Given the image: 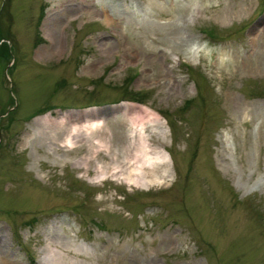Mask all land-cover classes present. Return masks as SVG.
Returning <instances> with one entry per match:
<instances>
[{"label":"rangeland","instance_id":"1","mask_svg":"<svg viewBox=\"0 0 264 264\" xmlns=\"http://www.w3.org/2000/svg\"><path fill=\"white\" fill-rule=\"evenodd\" d=\"M263 22L264 0H0V264H264ZM140 138L165 158L133 184Z\"/></svg>","mask_w":264,"mask_h":264},{"label":"bare ground","instance_id":"2","mask_svg":"<svg viewBox=\"0 0 264 264\" xmlns=\"http://www.w3.org/2000/svg\"><path fill=\"white\" fill-rule=\"evenodd\" d=\"M240 10H238L239 12ZM238 12H234L233 15H237ZM261 22V21H260ZM259 25V24H258ZM264 30V22L260 27L256 28V34L255 36H257V34H261V32ZM264 33V32H262ZM254 36V37H255ZM240 118L239 120L241 122H245V113L242 111L240 114ZM139 115H137V120L139 121ZM257 118V114L255 115ZM70 121L71 126L69 128H67V131L64 132L63 137L60 139V142L62 143V145H66V146H74L76 141L75 139L80 136V135H84L83 137L87 138V141H90L91 135H92V131H94V129L96 128V121L94 120H89L88 118L84 120V122L81 125L77 124V121H73V120H67V119H62L60 120V124L61 125H67ZM260 126L259 127H264V112L262 113V120L260 121ZM82 137V136H81ZM264 139V136H263ZM142 144L140 145V148L138 149L137 146L134 149V152H132L130 150V154L128 152H126V158H127V162L128 164L126 166L129 167V169H126L125 171V178L127 181H130V183H138V179H140L142 177V173L145 171L144 167L145 164L150 163L152 161L154 162H163V159L165 158L163 149H151L149 147V145H147V143L141 139ZM135 144V143H134ZM133 144V146H134ZM90 144H89V150H90ZM132 148V147H131ZM130 149V148H129ZM129 149L126 151H129ZM130 155V157H129ZM118 168V166H114L112 169V172H115L116 169ZM122 171V169H121ZM152 183L154 181H151ZM150 182V183H151Z\"/></svg>","mask_w":264,"mask_h":264},{"label":"trees","instance_id":"3","mask_svg":"<svg viewBox=\"0 0 264 264\" xmlns=\"http://www.w3.org/2000/svg\"><path fill=\"white\" fill-rule=\"evenodd\" d=\"M6 58H10V51H9V47L4 42H2V43H0V62L2 60L4 61ZM140 94L141 93L132 92L131 98L135 99V100H138L140 98L139 97ZM128 98H130V97H128ZM10 104H11L10 106H12V99L10 101ZM8 107L6 109H4V111H2L0 114H6L7 113V115H12V113L14 111L13 112L12 111L11 112H7L8 111Z\"/></svg>","mask_w":264,"mask_h":264}]
</instances>
